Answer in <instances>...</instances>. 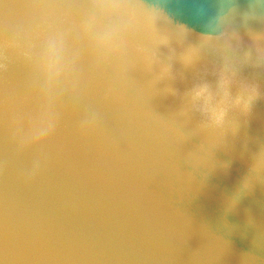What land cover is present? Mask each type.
I'll use <instances>...</instances> for the list:
<instances>
[{"label":"clouds","instance_id":"9594fccd","mask_svg":"<svg viewBox=\"0 0 264 264\" xmlns=\"http://www.w3.org/2000/svg\"><path fill=\"white\" fill-rule=\"evenodd\" d=\"M261 104L264 0H0V264H138L18 206V188L53 175L61 129L80 149L59 194L73 210L127 202L162 166L199 191L231 167L223 151L245 165L221 193L228 214L264 187V138L248 133Z\"/></svg>","mask_w":264,"mask_h":264},{"label":"water","instance_id":"95a60500","mask_svg":"<svg viewBox=\"0 0 264 264\" xmlns=\"http://www.w3.org/2000/svg\"><path fill=\"white\" fill-rule=\"evenodd\" d=\"M248 133L264 138V104L257 106ZM58 136L62 157L50 180L15 192L18 206L38 207L54 235L134 250L138 264H240L242 255L264 264V187L242 199L234 212L225 214L221 208V193L230 191L245 171L238 156L217 152V161L231 159V167L226 173H209L199 191H193L190 178L181 174L177 179L162 166L159 172L134 178L137 195L127 202L101 207L86 198L90 207L73 210L59 194L72 183L69 179L64 184L61 178L81 166L80 149L70 131L61 129ZM239 147L237 143V152Z\"/></svg>","mask_w":264,"mask_h":264}]
</instances>
